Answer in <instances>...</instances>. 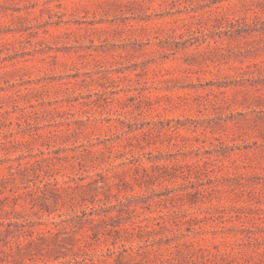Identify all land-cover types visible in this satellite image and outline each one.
<instances>
[{"label":"rangeland","instance_id":"obj_1","mask_svg":"<svg viewBox=\"0 0 264 264\" xmlns=\"http://www.w3.org/2000/svg\"><path fill=\"white\" fill-rule=\"evenodd\" d=\"M0 264H264V0H0Z\"/></svg>","mask_w":264,"mask_h":264}]
</instances>
